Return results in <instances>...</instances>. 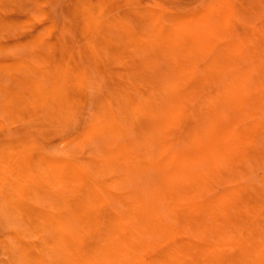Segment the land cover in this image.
<instances>
[{
	"label": "bare ground",
	"instance_id": "obj_1",
	"mask_svg": "<svg viewBox=\"0 0 264 264\" xmlns=\"http://www.w3.org/2000/svg\"><path fill=\"white\" fill-rule=\"evenodd\" d=\"M139 1L74 0L49 40L0 14V264H264V0L140 8L128 42Z\"/></svg>",
	"mask_w": 264,
	"mask_h": 264
},
{
	"label": "rangeland",
	"instance_id": "obj_2",
	"mask_svg": "<svg viewBox=\"0 0 264 264\" xmlns=\"http://www.w3.org/2000/svg\"><path fill=\"white\" fill-rule=\"evenodd\" d=\"M14 1L13 0L9 1L11 5L9 3H6L7 7L9 4L8 9L10 8L11 10H14L13 13L10 10H8L6 7L3 8L4 10L1 9L3 12L1 11L0 13L6 20L15 22L13 25L15 27L12 26L10 28H7L9 32L8 31H5L6 33H4V31L2 32V34L4 35V36L2 35L4 37L3 40L8 43L14 42L15 40H24L26 38L39 35L40 33H42V35L45 36L44 37L45 39L49 40L51 37L48 35H44L43 26L47 24L50 19H53V17L57 20H60L61 10L65 15L68 14L72 15L73 13L74 0H57V2L59 1L57 5V9L54 7L53 14L48 13L49 7L46 6L43 7L44 11L47 13L46 15L45 12H41L40 10L41 5L39 6V4L34 3L32 0H18L15 1L16 5L13 4ZM208 1L209 0H141V2L139 1L138 3L132 2L129 5L125 6V8L122 7L117 11L114 22L115 24L121 25L122 28L123 27L126 28L127 31L126 34H128V36L130 37L128 42H130L131 40H135L136 38L135 34H137L139 38L150 39L153 32L154 24L147 22L148 19L146 18V12L140 8L152 6L156 10L161 8H156L155 6L162 8L165 7L169 15H167V17L164 20L166 22H164L162 25L163 27H167V26L169 27L170 24L175 21L174 20L175 15L180 14L181 12L186 11L193 6H201L204 3H207ZM18 4H20L21 6ZM34 4L37 5L38 7L35 8L36 6H34ZM11 7H13L14 9ZM123 12L127 14L126 15L124 14L123 16ZM34 15L37 16V19L38 18L39 19L37 20L34 17ZM12 28L13 29L15 28V30L17 31L15 32L16 34H14L15 30H12ZM10 30H12L13 33H11ZM19 32L21 33V35H19L20 34ZM17 35L19 36L17 37ZM94 110H95V103L93 102L90 106V111L93 112ZM248 166L250 170L248 171L249 176L247 180L249 182L258 180V174L255 173L254 169H260L261 167L258 164H253V165L248 164Z\"/></svg>",
	"mask_w": 264,
	"mask_h": 264
}]
</instances>
